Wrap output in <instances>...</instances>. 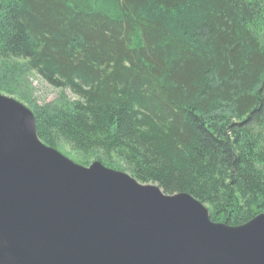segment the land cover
Instances as JSON below:
<instances>
[{"label":"trees","instance_id":"16d2710c","mask_svg":"<svg viewBox=\"0 0 264 264\" xmlns=\"http://www.w3.org/2000/svg\"><path fill=\"white\" fill-rule=\"evenodd\" d=\"M31 73L58 91L32 110L47 147L214 223L264 214V0H0V92Z\"/></svg>","mask_w":264,"mask_h":264},{"label":"water","instance_id":"95a60500","mask_svg":"<svg viewBox=\"0 0 264 264\" xmlns=\"http://www.w3.org/2000/svg\"><path fill=\"white\" fill-rule=\"evenodd\" d=\"M0 264H264V214L214 223L189 194L78 165L0 94Z\"/></svg>","mask_w":264,"mask_h":264},{"label":"rangeland","instance_id":"374dc122","mask_svg":"<svg viewBox=\"0 0 264 264\" xmlns=\"http://www.w3.org/2000/svg\"><path fill=\"white\" fill-rule=\"evenodd\" d=\"M2 80H5L6 83L9 81L8 79H5V78H3ZM23 84L24 85H22L21 91L25 93L26 100H22L18 98L17 93L8 94V93L0 92V94L2 96H5V97H8V98H11V99H14L20 102L25 107H27L31 112L33 110V107L39 108V107L49 105L58 97V91L56 89L51 88L50 86H48L46 83H44L41 79H39L36 75L32 73L29 74L27 78H25V82ZM67 95L71 97V95L68 92H67ZM57 151L60 152L62 155H64L66 158L68 159L71 158L68 148H65V149L63 148V150L58 149ZM221 224H224V223H221Z\"/></svg>","mask_w":264,"mask_h":264}]
</instances>
